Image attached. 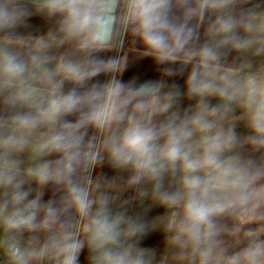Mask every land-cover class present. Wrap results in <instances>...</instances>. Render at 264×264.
Listing matches in <instances>:
<instances>
[{"label": "clouds", "instance_id": "1", "mask_svg": "<svg viewBox=\"0 0 264 264\" xmlns=\"http://www.w3.org/2000/svg\"><path fill=\"white\" fill-rule=\"evenodd\" d=\"M33 16L44 34L21 31ZM131 55L159 78L125 81ZM105 163L127 175L94 176ZM137 200L165 213L129 214ZM157 229L159 256L140 246ZM85 249L88 264H264V0H0V264Z\"/></svg>", "mask_w": 264, "mask_h": 264}, {"label": "crops", "instance_id": "2", "mask_svg": "<svg viewBox=\"0 0 264 264\" xmlns=\"http://www.w3.org/2000/svg\"><path fill=\"white\" fill-rule=\"evenodd\" d=\"M29 27L27 29H21V31H26L32 35H41L44 34L48 28L51 26V22L46 20L45 18L41 16H33L29 20ZM127 48L126 50H128ZM58 51H63V49H60ZM104 55L112 56L116 55L115 52H107L104 53ZM235 55V54H233ZM231 63V60L229 61ZM239 61H237L238 63ZM259 59L257 58L254 60V64H259ZM125 81L130 79H136L138 82L143 83L148 80H155L159 78V73L156 70V65L152 58H137L135 55L130 56L129 65L126 69V71L123 73L122 77ZM102 79V78H101ZM183 77L173 78V82L180 84L183 86ZM66 87H70V85H66ZM216 100H213L212 103H216ZM195 101H189V100H183L182 104L184 107H188L191 104H194ZM237 115H239V110H237ZM237 125H240L241 127L244 126L243 121H239ZM240 136H244L243 133L238 134ZM94 176H101V177H113V176H126L127 173H121L116 170H113L107 163H105L102 166H98L94 172ZM134 193L129 190L128 192L123 194L124 199H128L132 197ZM52 196V190L50 188L45 190L44 199L47 200L51 198ZM128 212L129 214H141L142 218L147 221L151 222L154 218L161 216L165 213V209L158 206H152L150 201H145L143 205L140 204V202L132 201L128 206ZM141 247H147V248H153L157 251L158 256L162 255L166 250L165 245V235L162 231L159 229L155 231L149 232L140 242ZM87 250L81 254L80 260L81 264H88L87 261Z\"/></svg>", "mask_w": 264, "mask_h": 264}, {"label": "rangeland", "instance_id": "3", "mask_svg": "<svg viewBox=\"0 0 264 264\" xmlns=\"http://www.w3.org/2000/svg\"><path fill=\"white\" fill-rule=\"evenodd\" d=\"M236 131H237L238 134L243 133L244 136L247 135V134H249V130L247 129V127L245 126V124L242 127L240 125H237ZM246 154H248V155H254V156H259V153H251L250 150Z\"/></svg>", "mask_w": 264, "mask_h": 264}, {"label": "trees", "instance_id": "4", "mask_svg": "<svg viewBox=\"0 0 264 264\" xmlns=\"http://www.w3.org/2000/svg\"><path fill=\"white\" fill-rule=\"evenodd\" d=\"M131 47V38L128 39L127 42L124 43L123 48L126 50Z\"/></svg>", "mask_w": 264, "mask_h": 264}]
</instances>
